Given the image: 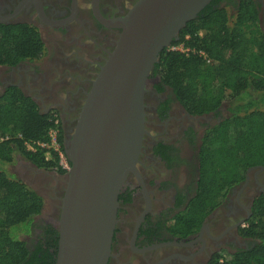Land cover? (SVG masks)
<instances>
[{"label": "flooded vegetation", "instance_id": "af4514ba", "mask_svg": "<svg viewBox=\"0 0 264 264\" xmlns=\"http://www.w3.org/2000/svg\"><path fill=\"white\" fill-rule=\"evenodd\" d=\"M138 1L0 0V25L33 27L46 47L39 61L0 67V95L17 88L34 100L42 114L58 117L66 149L87 93L119 39L121 30L109 26ZM240 1L220 0L218 5L235 12ZM255 1L264 26V0ZM154 70L145 96L147 134L137 173L129 175L119 195L118 223L108 264H213L219 255L248 250L255 244L244 233L253 219L255 199L264 194V166L250 168L245 180L196 232L183 235L173 230L176 219L197 194L205 133L228 117V107L192 115ZM25 172L32 183L39 176L27 166ZM54 183L55 179L41 185L50 189ZM62 194V190L57 191L53 198ZM57 208L45 198V210L24 239L32 255L40 248L44 234L59 226L54 217Z\"/></svg>", "mask_w": 264, "mask_h": 264}, {"label": "trees", "instance_id": "16d2710c", "mask_svg": "<svg viewBox=\"0 0 264 264\" xmlns=\"http://www.w3.org/2000/svg\"><path fill=\"white\" fill-rule=\"evenodd\" d=\"M219 1L213 0L187 24L179 41L161 53L154 70L190 114L204 115L228 107V117L203 138L196 197L173 226L183 235L196 232L245 180L250 168L264 166L260 5L255 0H241L234 12L220 7ZM178 46L188 52L171 50ZM45 54L46 47L33 27L0 25V67L39 61ZM52 125L49 116L19 89L10 88L0 95V264L56 263L59 226L44 234L32 255L24 237L43 213L45 199L8 169L20 156L35 168L54 171V159L47 160L44 151L32 152L26 147L27 142L47 141ZM59 142L66 153L62 139ZM253 213L244 236L255 245L233 255H219L213 264H264V194L255 199Z\"/></svg>", "mask_w": 264, "mask_h": 264}, {"label": "water", "instance_id": "95a60500", "mask_svg": "<svg viewBox=\"0 0 264 264\" xmlns=\"http://www.w3.org/2000/svg\"><path fill=\"white\" fill-rule=\"evenodd\" d=\"M212 1L139 0L109 26L121 33L87 93L66 145L71 171L60 175L32 167L40 179L28 183L52 207L58 206L54 210L59 224L56 264L109 263L119 195L129 175L137 173L147 134L149 77L161 53L179 41L182 30ZM53 179L50 189L42 187ZM61 190L62 196L54 199Z\"/></svg>", "mask_w": 264, "mask_h": 264}, {"label": "built area", "instance_id": "2783aa9c", "mask_svg": "<svg viewBox=\"0 0 264 264\" xmlns=\"http://www.w3.org/2000/svg\"><path fill=\"white\" fill-rule=\"evenodd\" d=\"M171 50L188 52V50H185L183 46L173 47L171 48ZM50 120L53 123V125L48 130V140L45 142L43 141L27 142L26 147L28 150L32 152H37L38 150L44 151L45 158L47 160L54 159L57 164L54 168V171L52 172L62 171L67 174L71 171L72 164L67 154L63 151L62 146L59 142L60 139L59 120L58 117L50 118Z\"/></svg>", "mask_w": 264, "mask_h": 264}, {"label": "rangeland", "instance_id": "374dc122", "mask_svg": "<svg viewBox=\"0 0 264 264\" xmlns=\"http://www.w3.org/2000/svg\"><path fill=\"white\" fill-rule=\"evenodd\" d=\"M22 164L25 167L27 166V167L32 168L29 163H27L23 158L18 156V157H16L14 163L8 167V169H9L10 173L15 174L18 178L22 179L23 181H25V183L28 184L30 182V180H28L25 177V173H26L25 172V167L23 168ZM38 179H40V178L38 177ZM35 180H37V179H35ZM33 189L35 190V188H33ZM38 192H40V191H38ZM40 193L42 194V192H40ZM44 210H45V208H44ZM48 211H49V207H48ZM24 239H25V237H24Z\"/></svg>", "mask_w": 264, "mask_h": 264}]
</instances>
